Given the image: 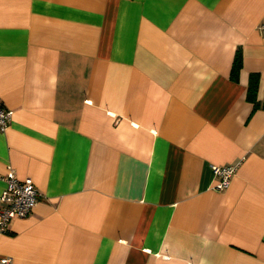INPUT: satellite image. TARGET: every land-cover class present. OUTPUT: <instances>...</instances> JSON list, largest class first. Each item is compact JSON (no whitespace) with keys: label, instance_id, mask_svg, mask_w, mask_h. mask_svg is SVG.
Returning <instances> with one entry per match:
<instances>
[{"label":"crops","instance_id":"1","mask_svg":"<svg viewBox=\"0 0 264 264\" xmlns=\"http://www.w3.org/2000/svg\"><path fill=\"white\" fill-rule=\"evenodd\" d=\"M261 23L264 0H0V175L39 193L0 256L264 264Z\"/></svg>","mask_w":264,"mask_h":264},{"label":"built area","instance_id":"2","mask_svg":"<svg viewBox=\"0 0 264 264\" xmlns=\"http://www.w3.org/2000/svg\"><path fill=\"white\" fill-rule=\"evenodd\" d=\"M259 30L264 34V23L259 25ZM12 115V110L5 107L0 101V129H5ZM238 162L226 165H211L213 177L216 179L213 189L224 190L235 174ZM5 186L0 193V234L8 230L11 220L26 217L33 209L39 196L31 178L19 179L12 169L0 175ZM10 256H0V264H10Z\"/></svg>","mask_w":264,"mask_h":264},{"label":"trees","instance_id":"3","mask_svg":"<svg viewBox=\"0 0 264 264\" xmlns=\"http://www.w3.org/2000/svg\"><path fill=\"white\" fill-rule=\"evenodd\" d=\"M241 53L240 50H237L233 59V63H232V75H236V73L238 72L239 68L241 67ZM257 85V77L256 76H252L251 80L249 82V86H248V98L252 99V93L255 91ZM251 95V96H250Z\"/></svg>","mask_w":264,"mask_h":264}]
</instances>
